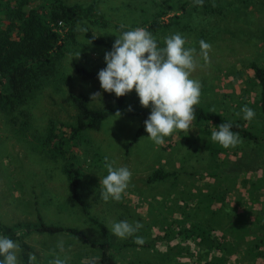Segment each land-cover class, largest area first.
Returning a JSON list of instances; mask_svg holds the SVG:
<instances>
[{
	"label": "rangeland",
	"instance_id": "obj_1",
	"mask_svg": "<svg viewBox=\"0 0 264 264\" xmlns=\"http://www.w3.org/2000/svg\"><path fill=\"white\" fill-rule=\"evenodd\" d=\"M40 1L33 0L31 4ZM91 1L93 0H66L68 3L83 4ZM96 1V9L103 14L107 25L99 27L86 21L79 23L76 38L81 49L66 53L57 63V75L61 77L57 81V77H52L50 82L20 107V113L14 117L0 111V220L4 223L34 221L39 213L44 221L76 227L87 238L97 239L100 236V232L82 214L81 206L69 196L70 183L64 171V164H69L68 160L54 156L47 146L36 145L35 141L31 140L43 135L51 120L74 121L76 110L69 93H83L91 106L115 104L113 93L105 92L99 81L77 75L72 65L73 62H78L88 67L100 65L105 68V53L112 49L90 42L84 35V29L104 38L109 37L115 42L119 33L114 25L129 26L133 21H138L142 16L140 7L145 6L143 3L149 5V0ZM240 4L243 8L238 12L230 11L224 15L204 17L195 14L194 20L197 21L198 28L196 30L173 27L174 30L166 33V36L173 33L182 34L187 41L185 46L197 49L200 66L192 74V78L202 83L199 103L206 101L211 108L219 105L221 100L229 101V94L239 93L243 87L247 89L245 92L250 100L257 94L258 87L251 81L250 64L255 62L264 66V0H245V3ZM205 32L208 34L204 35ZM201 39L212 46L207 62L199 55ZM95 92H100L102 97L92 101L91 94ZM144 111L151 112V108L143 107L133 90L125 95L120 117L115 113L106 117L99 129H89L85 132L87 148L79 145L69 151L78 154L70 164L77 170L80 193L85 203L89 210L107 225L110 222L128 220L133 224L139 222L144 227L152 219L157 220L156 223L159 224L161 218L167 217L168 213L163 204L157 205L159 199L170 198L175 203L180 200L182 192H193L200 188L204 190L206 184L215 183L217 180L208 174L210 166L206 141L202 135H193V130L190 131L192 135L188 131H175L165 138L164 145L159 146L147 138L149 134L143 126L139 138L131 142ZM12 117L14 120H11ZM106 156L115 160L116 166H127L132 172L131 182L119 202H105L100 198V178L107 175ZM156 168L177 171L173 176L174 182L170 179L148 182L147 175ZM260 174L261 170L258 169L252 176ZM237 182L235 187H226L223 181L220 183L221 187L229 192L227 200L230 204L234 203V195L243 193L247 197L245 189L250 182ZM260 195L264 196V187ZM151 206L154 211L160 213V218H154L156 215L153 214L156 213L153 210L150 212ZM173 216L176 220L182 218L178 211L174 212ZM175 226L180 227L176 221ZM151 227L152 232H164L165 229H160L155 223H151ZM110 234L117 246L132 239H120L111 232ZM60 240L64 241L63 253L56 247ZM23 241L31 246V249L26 251L36 255L37 264H50L55 255L61 258L70 257L68 264H81L101 252L98 246L92 247L89 242L66 233L32 232L24 236ZM174 241L176 239L171 242ZM16 242L20 244L19 241ZM156 244L160 250L166 246L164 241H158ZM21 250L23 251L24 247L21 246ZM115 258H119L118 264H156L153 251L141 247H121ZM19 259L21 261V253Z\"/></svg>",
	"mask_w": 264,
	"mask_h": 264
},
{
	"label": "trees",
	"instance_id": "obj_2",
	"mask_svg": "<svg viewBox=\"0 0 264 264\" xmlns=\"http://www.w3.org/2000/svg\"><path fill=\"white\" fill-rule=\"evenodd\" d=\"M32 1L0 0V111L13 117L52 77H57L56 81L61 77L57 75V63L62 57L81 49L76 38L79 23L86 21L99 27L107 25L103 14L96 9V0L85 4L41 0L34 5ZM240 3H245V0H204L202 7L195 5L194 0H149V5L143 3L148 7H140L142 16L138 21L124 25V28H121L123 24H115L114 27L119 34L137 27L146 28L156 38L158 47H163L167 31L174 28L198 29L195 14L204 17L238 12L243 8ZM171 12L173 15H168ZM84 35L93 44L113 47L114 41L109 37L104 38L89 30ZM250 67L251 81L258 87L253 100L247 97V89L243 87L239 93L229 94V101L221 100L216 107L211 108L206 101L194 106L195 119L188 132L193 130V135L197 133L204 137L210 166L208 174L216 178V182L206 184L204 190L182 192L180 200L175 203L170 198L159 199L157 205L167 207V217L161 218L159 224L152 219L135 233V236L143 238L142 244L134 243V237L118 246L114 244L107 224L85 203L80 193L77 170L70 164L78 156L76 152L69 153L70 148L79 145L87 148L85 132L99 129L106 117L121 111L125 96L117 97L113 93L114 105L96 107L89 104L83 93H69L76 110L74 121L51 120L43 135L31 140L36 145L47 146L54 156L68 160L64 171L70 183L69 196L81 206L82 214L100 232V236L97 239L87 238L76 227L44 221L39 213L34 221L9 224L0 220V235L19 241L24 247L22 264H28L29 253L26 250L31 249L23 238L32 232L66 233L89 242L92 247L98 246L101 252L91 257L96 258V264H118L119 258L117 260L115 254L121 247L150 249L156 257V264H264V196L260 195L264 187V66L253 62ZM72 69L82 78L99 81L98 72L103 68L73 62ZM245 105L256 113L250 122L242 118V113L237 115ZM149 115L150 112H143L131 142L139 138ZM13 117L11 120H14ZM224 122L231 123L232 130L239 132L243 140L241 145L225 149L211 141V132ZM258 169L261 174L253 177ZM176 174L175 170L156 168L147 175V181L170 179L174 182ZM222 181L226 187H235L237 181H249L250 185L245 189L247 197L243 193L234 195V203L230 204L227 200L229 192L221 187ZM149 210L152 213V206ZM176 211L182 214L180 220L173 216ZM154 212V218H160V213ZM174 221L179 228L174 227ZM151 223L159 225L162 230L165 228L164 232H152ZM158 241L166 243L163 250L156 247Z\"/></svg>",
	"mask_w": 264,
	"mask_h": 264
},
{
	"label": "clouds",
	"instance_id": "obj_3",
	"mask_svg": "<svg viewBox=\"0 0 264 264\" xmlns=\"http://www.w3.org/2000/svg\"><path fill=\"white\" fill-rule=\"evenodd\" d=\"M204 0H194V4L203 6ZM124 28V25H121ZM87 32V29H84ZM112 50L105 53L106 67L98 72L101 88L108 93L123 97L133 90L139 97L140 104L151 108L150 115L144 121V127L154 144L162 146L165 138L175 131H189L195 119L194 106L199 103L202 83L192 78L200 66L197 49L186 47V39L180 33H173L164 38V46L158 47L157 40L146 28L137 27L116 35ZM212 49L210 43L199 41V55L208 61ZM80 56V54H79ZM78 56V57H79ZM102 97L100 92L91 94V99ZM131 110V108H129ZM246 121L255 118V110L245 105L240 113ZM120 117L121 112L115 113ZM233 125L224 122L211 132V141L225 149L235 148L243 143L239 132L232 130ZM107 175L100 178V198L105 202H119L128 188L132 172L127 166H116L115 160L105 157ZM110 232L120 239L134 237V243H144L135 233L143 226L128 220L110 222ZM56 247L65 251L64 241H58ZM21 246L8 236L0 235V264H21L19 254ZM55 254V253H54ZM70 257L55 255L50 264H68ZM28 264H37V257L30 253ZM83 264H96V258Z\"/></svg>",
	"mask_w": 264,
	"mask_h": 264
}]
</instances>
